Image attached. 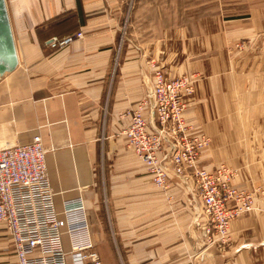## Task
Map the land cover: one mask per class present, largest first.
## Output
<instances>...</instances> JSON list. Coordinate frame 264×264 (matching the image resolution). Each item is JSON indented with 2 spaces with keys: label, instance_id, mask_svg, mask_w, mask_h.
Masks as SVG:
<instances>
[{
  "label": "crops",
  "instance_id": "1",
  "mask_svg": "<svg viewBox=\"0 0 264 264\" xmlns=\"http://www.w3.org/2000/svg\"><path fill=\"white\" fill-rule=\"evenodd\" d=\"M6 3L19 64L0 76V144L41 137L58 218L81 209L70 224L87 223L102 264H264L263 214L234 221L226 249H207L194 183L171 174L169 190L157 188L124 135L156 68L195 75L184 118L193 135L211 139L200 166L224 163L236 187L264 192V0H216L213 25L205 15L200 25L172 26L158 44L155 19H144L139 4L130 10V0ZM79 32L82 39L49 47ZM145 118L154 131L150 109ZM63 241L70 251L66 228ZM0 264H17L1 224Z\"/></svg>",
  "mask_w": 264,
  "mask_h": 264
},
{
  "label": "built area",
  "instance_id": "2",
  "mask_svg": "<svg viewBox=\"0 0 264 264\" xmlns=\"http://www.w3.org/2000/svg\"><path fill=\"white\" fill-rule=\"evenodd\" d=\"M83 37L79 32L62 40L54 38L49 47H65ZM196 82L195 75L170 76L156 68L145 99L128 114L131 123L124 135L157 188L169 190L171 174L180 183H194L205 220L204 246L226 249L231 245L234 221L256 212L264 215V207L259 205L264 192L236 187V171L224 163L213 170L200 166L201 155L211 139L193 135L184 118ZM147 109L156 120L152 132L145 118ZM46 154L40 136L24 146L0 144V224L5 225L10 236L17 264H102L95 245L84 232L87 223L70 224L69 216L81 209H65L66 218H58ZM65 228L73 239L70 251H66L63 241Z\"/></svg>",
  "mask_w": 264,
  "mask_h": 264
},
{
  "label": "rangeland",
  "instance_id": "3",
  "mask_svg": "<svg viewBox=\"0 0 264 264\" xmlns=\"http://www.w3.org/2000/svg\"><path fill=\"white\" fill-rule=\"evenodd\" d=\"M199 2V0H133L130 10L134 9L139 4L140 9L145 11L143 15L144 19L148 21L155 19V44H158L161 42L160 40L165 41L167 38L171 37L170 33H167V31L171 29L172 26L178 29L182 25H200L201 19H203L205 15L211 16V18L208 19V23L210 25L214 24V18L216 17L218 9L216 0H207V5L202 9H199ZM183 12L187 14L186 17L181 15ZM175 45L176 47L178 46L176 41ZM158 51V59L163 60L162 52H160L161 48H158ZM155 62L157 63L158 61L156 60ZM105 206L106 205L103 204V213L106 211Z\"/></svg>",
  "mask_w": 264,
  "mask_h": 264
},
{
  "label": "water",
  "instance_id": "4",
  "mask_svg": "<svg viewBox=\"0 0 264 264\" xmlns=\"http://www.w3.org/2000/svg\"><path fill=\"white\" fill-rule=\"evenodd\" d=\"M19 60L6 0H0V76L11 73Z\"/></svg>",
  "mask_w": 264,
  "mask_h": 264
}]
</instances>
